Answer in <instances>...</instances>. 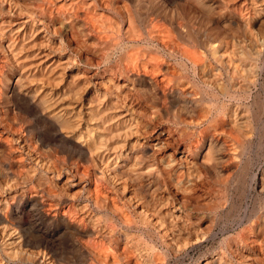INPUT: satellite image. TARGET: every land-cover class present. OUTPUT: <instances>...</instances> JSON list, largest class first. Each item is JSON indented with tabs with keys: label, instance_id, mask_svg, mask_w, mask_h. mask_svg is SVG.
<instances>
[{
	"label": "bare ground",
	"instance_id": "6f19581e",
	"mask_svg": "<svg viewBox=\"0 0 264 264\" xmlns=\"http://www.w3.org/2000/svg\"><path fill=\"white\" fill-rule=\"evenodd\" d=\"M255 149L264 0H0V264H264Z\"/></svg>",
	"mask_w": 264,
	"mask_h": 264
},
{
	"label": "rangeland",
	"instance_id": "374dc122",
	"mask_svg": "<svg viewBox=\"0 0 264 264\" xmlns=\"http://www.w3.org/2000/svg\"><path fill=\"white\" fill-rule=\"evenodd\" d=\"M238 112H239V109H238ZM253 155V156H252ZM251 161H250V166H249V168H248V174H247V178L248 179H250L254 174H259V172L260 171H262L263 169H264V157H263V154H262V151H257L256 149L254 150V151H252V154H251ZM258 159V160H257ZM256 160V161H255ZM254 163H255V165H254ZM252 167V168H251ZM260 170V171H259ZM182 180V181H181ZM183 181H184V183H183ZM188 181V182H187ZM180 182V183H179ZM187 183H190L189 182V180L187 179V177L185 178V177H183V179H179V181H178V193H179V195H181L182 193H183V191L184 190H186L187 188H188V184ZM176 184H177V182H176ZM209 185V187H210V189L212 188V186L213 185H211L210 186V184L208 183V184H205V188H207V186ZM180 187V188H179ZM156 193V194H155ZM155 193H153L152 195H154V197L155 196H157V197H165V196H161V194H163V193H160V196H159V193L158 192H155ZM196 193H198V192H196ZM247 195H246V197H247V199H246V197H245V202L246 203H248V204H250L251 203V201H253V199H255L256 197H255V193L254 192H252V193H246ZM149 199V198H148ZM28 216V215H27ZM60 248V249H59ZM197 249V250H196ZM196 249H193L192 250V253H191V256L194 258L195 256L197 257V255L200 253V252H202V251H204V249H205V247H203L202 248V250H201V248L200 249H198V248H196ZM199 251V252H198ZM55 254V252H52V253H50V255L51 254ZM56 255H54V256H52L51 258L53 259L54 258V260L55 259H57V258H62V257H64V258H66V259H69V260H71L72 258H71V255H68L69 254V252H67L66 251V249L64 248V247H57V251H56ZM65 254V255H64ZM63 258V259H64ZM193 264V262H191V260H188V259H186V261H184V264ZM172 264H180V263H174V262H172Z\"/></svg>",
	"mask_w": 264,
	"mask_h": 264
}]
</instances>
